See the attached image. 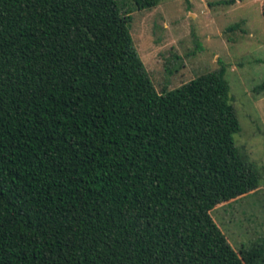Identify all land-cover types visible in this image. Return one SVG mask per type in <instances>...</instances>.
Segmentation results:
<instances>
[{"label": "trees", "instance_id": "1", "mask_svg": "<svg viewBox=\"0 0 264 264\" xmlns=\"http://www.w3.org/2000/svg\"><path fill=\"white\" fill-rule=\"evenodd\" d=\"M131 20L0 0V264L262 263L212 216L260 185L225 68L158 92Z\"/></svg>", "mask_w": 264, "mask_h": 264}, {"label": "rangeland", "instance_id": "2", "mask_svg": "<svg viewBox=\"0 0 264 264\" xmlns=\"http://www.w3.org/2000/svg\"><path fill=\"white\" fill-rule=\"evenodd\" d=\"M132 15L134 44L158 92L225 68L241 123L235 141L260 175L257 189L223 202L212 216L231 244L257 246L264 264V16L261 0H160ZM229 1V2H227Z\"/></svg>", "mask_w": 264, "mask_h": 264}, {"label": "crops", "instance_id": "3", "mask_svg": "<svg viewBox=\"0 0 264 264\" xmlns=\"http://www.w3.org/2000/svg\"><path fill=\"white\" fill-rule=\"evenodd\" d=\"M261 3H263V0H261Z\"/></svg>", "mask_w": 264, "mask_h": 264}]
</instances>
